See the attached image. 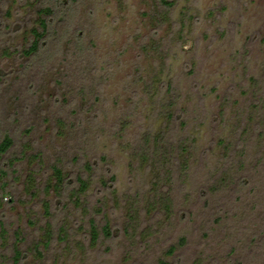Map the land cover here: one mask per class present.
Segmentation results:
<instances>
[{
  "label": "rangeland",
  "instance_id": "374dc122",
  "mask_svg": "<svg viewBox=\"0 0 264 264\" xmlns=\"http://www.w3.org/2000/svg\"><path fill=\"white\" fill-rule=\"evenodd\" d=\"M168 1L0 0V135L18 157L0 251L18 231L20 264H264V0ZM53 163L64 191L87 179L79 196L56 192Z\"/></svg>",
  "mask_w": 264,
  "mask_h": 264
},
{
  "label": "trees",
  "instance_id": "16d2710c",
  "mask_svg": "<svg viewBox=\"0 0 264 264\" xmlns=\"http://www.w3.org/2000/svg\"><path fill=\"white\" fill-rule=\"evenodd\" d=\"M161 1L164 2V4L166 6H170L172 3L171 1H168V0H161ZM39 13L42 14V16H40V19H39L40 25L32 28L33 38L31 40V42L28 44V46L23 48V51L26 54L34 53L39 48L43 35H45L46 32H49L50 21H48L47 18L49 16H51V14L53 13L52 7L50 5L43 6L39 9ZM62 20H63V18H62ZM66 29L67 28H65V25H59L58 27H54L53 31L56 35V38H59V34L61 32H63V30H66ZM1 134L2 135H0V173H3L4 178L5 177H9V178L12 177L10 179V182H13L17 178L18 168L15 166V163H16V160L18 157L17 156H13V157L11 156L12 158L11 157L8 158V157H6V154L8 152H10L11 147H13L14 139H13L12 135L8 132V130H2ZM148 147L145 150V152H147V150L149 149ZM22 151H24V150H22ZM162 151L164 153H167L166 148L163 149ZM23 154H25V153L21 152V155H23ZM35 155H38V154L35 153ZM52 170H53V172L51 175V181L50 182L54 183L56 192L59 195H62L63 191L65 190V187L67 185L69 186V184L72 183L73 181H71L68 176L66 177L67 174L65 175L63 168L59 164L53 163L52 164ZM75 182H76L74 185L75 187H72V188L66 190V191L71 192V193H69L70 199H72L75 196H79V193L81 191L85 190V188L87 186V179L84 178L80 174H76ZM103 182H104V184H107V181L104 180ZM7 183L8 182H6V180L5 181L3 179L0 180V190L2 189V187H5V185H7ZM25 183H27V186H29L26 191H28V193L30 195H33L37 190L40 189V187L34 181V175H33L32 169H30V171L28 172L27 181H25ZM45 187H47V185ZM11 190H12L13 194H15V190L14 189H11ZM66 191H64L65 194H66ZM3 196H4V194H2V192L0 191V202L3 201ZM44 205H45L46 212L49 213L50 212L49 211V203L47 200L44 201ZM89 224H90V230L92 233V237L95 239L97 237V234H98V230H97V226L95 224V221L93 219H90ZM102 229L106 235L110 234L109 225L107 223L102 226ZM46 232H47L46 237L43 241V243L45 245L49 242V239L51 237V234H52L51 227H50V230L47 228ZM8 234H9L8 228L6 227L4 220L0 219V240L6 239ZM14 236L16 238L15 242H13L12 244H7L5 246L6 250H8L9 253H6L4 251H2V252L0 251V264H2L3 262H6V259L8 257L11 261V264H20L23 261L26 252L22 250V248L19 246V244H17V242L21 241L22 237L19 236L18 231H15ZM39 244H40V242L35 241L29 247V252L35 253L34 256L37 258H40L42 256V250L40 249ZM27 252H28V250H27Z\"/></svg>",
  "mask_w": 264,
  "mask_h": 264
}]
</instances>
